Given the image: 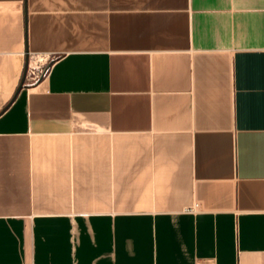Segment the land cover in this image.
I'll list each match as a JSON object with an SVG mask.
<instances>
[{"label": "crops", "instance_id": "0c3cea01", "mask_svg": "<svg viewBox=\"0 0 264 264\" xmlns=\"http://www.w3.org/2000/svg\"><path fill=\"white\" fill-rule=\"evenodd\" d=\"M0 264H264V0H0Z\"/></svg>", "mask_w": 264, "mask_h": 264}, {"label": "built area", "instance_id": "2783aa9c", "mask_svg": "<svg viewBox=\"0 0 264 264\" xmlns=\"http://www.w3.org/2000/svg\"><path fill=\"white\" fill-rule=\"evenodd\" d=\"M33 70H34V68H30V67H28L27 70H26V73L31 78H35V77H38V76H42L46 72V68H42V69H39L37 71V74L36 75H34L33 74Z\"/></svg>", "mask_w": 264, "mask_h": 264}, {"label": "rangeland", "instance_id": "374dc122", "mask_svg": "<svg viewBox=\"0 0 264 264\" xmlns=\"http://www.w3.org/2000/svg\"><path fill=\"white\" fill-rule=\"evenodd\" d=\"M37 71H38L37 69H34L33 70V74L36 75L37 74Z\"/></svg>", "mask_w": 264, "mask_h": 264}]
</instances>
